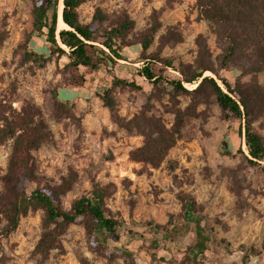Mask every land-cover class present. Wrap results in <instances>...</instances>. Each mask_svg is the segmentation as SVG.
I'll return each mask as SVG.
<instances>
[{"label": "rangeland", "instance_id": "374dc122", "mask_svg": "<svg viewBox=\"0 0 264 264\" xmlns=\"http://www.w3.org/2000/svg\"><path fill=\"white\" fill-rule=\"evenodd\" d=\"M97 9L109 17L105 26L124 14L136 26L122 51L125 59L111 70L102 67L88 75L96 90L84 93L65 88L66 57L45 66L23 57L24 46L49 53L45 36L33 31L31 0H0V117L14 109L41 127L42 142L31 150V187L70 181V190L61 196L66 210L95 185L105 189L107 207L124 225L120 241L109 244L127 246L132 260L117 252L113 257L102 254L83 222L70 224L43 255L37 243L45 231L44 210L29 211L14 231L3 235L6 219L0 206V264H186L193 233L172 243L147 226L179 218L185 198L195 201L230 250L224 256L208 251V264H264V161L250 162L244 123L225 117L207 83L196 89L197 84L185 82L188 91H178L167 82L182 77L173 68L157 83L138 73L144 61L140 41L159 24L147 55L177 59L187 72L206 63L238 81L253 127L264 139V67L254 70V51L241 46L221 68L226 40L203 16L198 0H86L79 7L80 18L90 22ZM114 77L126 83L112 87L115 106L110 109L100 95ZM55 89L68 108L54 104ZM166 132L175 139L161 150L156 144ZM13 142L12 137L0 145V194ZM155 236L158 248L151 244Z\"/></svg>", "mask_w": 264, "mask_h": 264}, {"label": "trees", "instance_id": "16d2710c", "mask_svg": "<svg viewBox=\"0 0 264 264\" xmlns=\"http://www.w3.org/2000/svg\"><path fill=\"white\" fill-rule=\"evenodd\" d=\"M86 0H63L62 19L67 28L58 26L59 0H31L33 14V31L45 36L49 53L38 52L24 46L23 57L45 66L48 62L66 57L64 66L67 79L65 88H81L87 82V76L99 71L102 67L111 70L119 59H125L122 51L129 46V35L135 29V21L128 15L119 16L109 26L107 14L97 9L90 22L80 18L79 7ZM203 16L214 22L218 33L226 40L221 68H226L235 53L242 48L254 51L256 59L252 62L255 71L264 67V0H198ZM159 24L147 29L140 41L142 51L140 58L144 65L138 73L148 81L157 83L165 78L169 68L181 74V79L167 82L178 91H188L187 83H197L200 89L206 83L215 96L216 102L227 118H238L244 123L245 144L250 162L259 165L264 161V139L253 127L249 104L244 98L241 84L223 76L218 69L206 63H198L189 72L184 70L177 59H159L156 55H147ZM210 70L222 82L211 75L203 77ZM126 83L124 79L114 77L112 86L104 89L100 95L106 106L113 109V98L109 95L112 87ZM54 104L60 109L69 107V102L59 98L55 89L52 91ZM4 104L0 102V110ZM7 115L0 117V145L8 138H14L8 170L3 177L5 190L0 194V206L3 207L6 223L2 228L3 235L14 231L22 216L29 211L43 209L45 231L37 243V249L47 255L58 238L66 232L72 223L83 222L89 239L102 254L115 253L132 260V252L127 246H111L110 240L120 241L123 223L107 207L106 191L95 185L92 190L77 198L69 210L61 206V196L70 190L72 183L64 181L60 186L31 187L34 172L31 164V150L39 146L43 135L41 127L29 114L14 109L4 110ZM165 139H159L156 146L161 150L171 146L173 135L166 132ZM225 145L228 144L225 142ZM152 153V152H151ZM150 232L160 234L167 242L182 241L189 233L194 234V242L185 249L186 264H208L207 252L214 256H224L230 250L224 241L219 239L214 228L207 223L205 216L198 211L192 198L184 199V210L177 219H171L165 225L147 224ZM151 244L154 248L160 245L155 236Z\"/></svg>", "mask_w": 264, "mask_h": 264}, {"label": "bare ground", "instance_id": "6f19581e", "mask_svg": "<svg viewBox=\"0 0 264 264\" xmlns=\"http://www.w3.org/2000/svg\"><path fill=\"white\" fill-rule=\"evenodd\" d=\"M63 0H59V4H58V26L59 28H67L68 25L63 21L62 19V10H63ZM211 72L206 71L205 75H210ZM187 85H193L191 83H187Z\"/></svg>", "mask_w": 264, "mask_h": 264}, {"label": "crops", "instance_id": "0c3cea01", "mask_svg": "<svg viewBox=\"0 0 264 264\" xmlns=\"http://www.w3.org/2000/svg\"><path fill=\"white\" fill-rule=\"evenodd\" d=\"M88 84H89V83L86 82L85 85H84L83 87H81V88H77V89H78V90L81 89L80 91H82V92H84V93L92 92V88H94V89L96 90V87H92V86L90 87V84H89V85H88ZM83 89H84V90H83ZM69 90H76V89H69ZM80 91H79V92H80ZM79 92H78V93H79ZM78 93H77V94H78Z\"/></svg>", "mask_w": 264, "mask_h": 264}, {"label": "built area", "instance_id": "2783aa9c", "mask_svg": "<svg viewBox=\"0 0 264 264\" xmlns=\"http://www.w3.org/2000/svg\"><path fill=\"white\" fill-rule=\"evenodd\" d=\"M141 64L144 65V61H142ZM139 67H141V66L139 65ZM170 69H171V68H170ZM172 71H173L174 73H176V74H179L178 71H175V70H172ZM142 77L145 78L144 76H142ZM145 79H146V78H145ZM146 80H147V79H146ZM196 84H197L196 82L193 83L194 86H196Z\"/></svg>", "mask_w": 264, "mask_h": 264}]
</instances>
